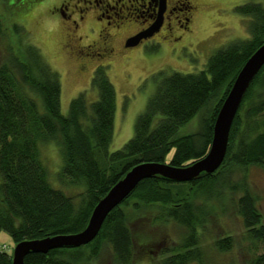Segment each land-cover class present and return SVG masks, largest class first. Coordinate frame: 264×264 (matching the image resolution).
<instances>
[{
    "label": "trees",
    "instance_id": "16d2710c",
    "mask_svg": "<svg viewBox=\"0 0 264 264\" xmlns=\"http://www.w3.org/2000/svg\"><path fill=\"white\" fill-rule=\"evenodd\" d=\"M234 10L247 17L249 37L217 49L198 72L153 73L148 79L155 82V91L137 115L132 137L112 152L109 145L114 132L116 91L107 68L98 65L93 71L90 85L97 92L96 99L88 102L81 92L70 100L67 114H63L60 76L29 42L22 26L12 22L10 31L0 18V45L7 44L0 62V232H8L15 244L77 233L86 226L97 202L133 165L161 162L181 167L205 156L217 112L237 73L264 43V3L246 2ZM11 14V21L16 20L13 9ZM15 36L18 38L13 43ZM10 37L12 43L8 45ZM157 48L154 46L153 51ZM260 85L264 86V65L244 94L231 125L224 161L214 173H201L188 182L159 175L146 178L112 209L91 242L29 253L24 264H80L82 248H89L91 258L96 259L103 245L111 252L112 264H136L137 241L156 246L153 264L200 261V228L210 221L205 205L220 197L218 186L239 194L233 199L234 212L249 241L246 252L251 254L250 264H264V223L256 198L244 180L223 177L230 167L264 168V117L252 120L253 137H240L235 143L242 124L240 113ZM209 102L214 103L201 116L199 129L178 135V129ZM263 113L261 96L246 107L245 116L249 120ZM52 142L62 159L58 179L66 178L83 188L76 197L53 186L48 178L40 148ZM129 204L134 212L131 214L140 222L139 229L129 223L124 209ZM172 226L183 229L179 241L171 238L169 245H163V241L152 238V232H162L163 240L171 237ZM214 245L219 251H227L233 239L216 237ZM11 255L0 249V264H11Z\"/></svg>",
    "mask_w": 264,
    "mask_h": 264
},
{
    "label": "rangeland",
    "instance_id": "374dc122",
    "mask_svg": "<svg viewBox=\"0 0 264 264\" xmlns=\"http://www.w3.org/2000/svg\"><path fill=\"white\" fill-rule=\"evenodd\" d=\"M57 1L0 0V18L8 30L12 22L22 26L28 33L29 42L39 49L50 68L60 76V104L63 114H67L70 100L81 92H85L88 102L96 99L97 92L90 85L93 71L98 65L107 68L108 76L116 91L114 132L109 145L111 152L121 148L132 137L135 119L155 91V82L148 79L153 73L160 70L167 74L173 71L195 73L204 69L209 57L217 49L234 40L249 37L246 26L248 19L237 13L234 10L235 7L246 2L264 3V0H189L193 7L192 16L188 27L181 33L173 36L162 34L143 41L137 46L126 47L122 39L138 30L140 26L135 22L125 24L118 30H112V51L105 54L106 56L99 61L93 56L80 55L85 49L83 46L97 43L96 31L99 24H96L94 28H90L91 25L87 23L77 27L73 24L69 26L63 13L53 10ZM11 6L13 12H16L14 21H11ZM17 38L15 36L13 43H16ZM9 40L8 45H11L12 38L10 37ZM5 46L7 47L6 43L4 47L3 44L0 45L2 48L0 62L5 54ZM154 46H158L157 51H153ZM261 96H264L262 85L254 88L251 101L240 113L242 124L235 143H238L240 137L247 138L255 135L252 131V120H261L264 113L260 118L250 116L249 120L245 113L246 107L254 105ZM213 103L209 102L204 108L201 107L178 129L177 134L196 132L200 126L201 116L212 107ZM40 155L52 185L67 195L76 197L82 191V186L66 178L58 179L62 159L57 145L53 142L41 145ZM171 155L172 153L168 158ZM223 177L229 181L244 180L246 182L251 194L256 198L264 223V168L256 165L245 168L230 167ZM217 190H220V197L212 198L205 205L210 214L207 216L210 221L207 227L200 228L201 259L200 261L192 260L187 264H250L251 254L246 252L249 241L245 239L244 229L234 212L233 199L239 194L232 193L226 186H218ZM124 209L131 221L129 222L131 226L139 229L141 225L131 214L133 212L131 204ZM136 232L138 233V230ZM182 232L183 229L172 226L169 231L171 237L165 240H163L162 232L151 234L156 242L163 241V245H169L172 239L179 241ZM227 236L233 239L232 247L227 251H219L214 245V240L216 237ZM142 244H144L142 241H137L136 264H153L152 257L157 255L156 246L146 245L147 243L142 246ZM14 246L15 243L10 234L1 231L0 248L12 254ZM79 262L80 264H112V256L108 247L104 245L96 259L91 258L89 248H82Z\"/></svg>",
    "mask_w": 264,
    "mask_h": 264
},
{
    "label": "water",
    "instance_id": "95a60500",
    "mask_svg": "<svg viewBox=\"0 0 264 264\" xmlns=\"http://www.w3.org/2000/svg\"><path fill=\"white\" fill-rule=\"evenodd\" d=\"M161 14L147 28L128 37L126 47L137 46L142 40L159 31ZM264 65V43L245 61L237 73L214 121L212 141L202 158L187 166L176 167L168 163L142 162L133 165L94 206L83 230L72 234H58L40 239L23 240L15 244L11 264H24L29 253H47L62 247H80L91 242L98 234L107 215L118 206L146 178L159 175L175 182H188L201 173H214L222 164L227 151L230 129L244 94L256 74Z\"/></svg>",
    "mask_w": 264,
    "mask_h": 264
},
{
    "label": "flooded vegetation",
    "instance_id": "af4514ba",
    "mask_svg": "<svg viewBox=\"0 0 264 264\" xmlns=\"http://www.w3.org/2000/svg\"><path fill=\"white\" fill-rule=\"evenodd\" d=\"M192 9L189 0H58L53 8L54 11L63 13L69 26L73 24L77 27L87 23L91 25L90 28H94L99 24L96 31L97 43L83 46L86 50L83 49L80 53L83 56H93L99 61L112 51V30H118L132 22L140 26L138 30L122 39L124 45L128 37L147 28L161 14L159 31L141 42L162 34L173 36L188 27Z\"/></svg>",
    "mask_w": 264,
    "mask_h": 264
},
{
    "label": "bare ground",
    "instance_id": "6f19581e",
    "mask_svg": "<svg viewBox=\"0 0 264 264\" xmlns=\"http://www.w3.org/2000/svg\"><path fill=\"white\" fill-rule=\"evenodd\" d=\"M204 157V156H203Z\"/></svg>",
    "mask_w": 264,
    "mask_h": 264
}]
</instances>
